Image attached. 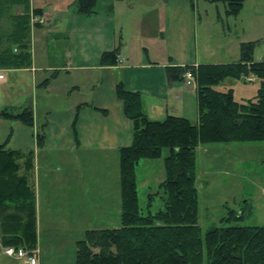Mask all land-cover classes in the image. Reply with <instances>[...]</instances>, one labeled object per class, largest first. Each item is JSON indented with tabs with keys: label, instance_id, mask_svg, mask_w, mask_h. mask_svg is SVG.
<instances>
[{
	"label": "trees",
	"instance_id": "obj_1",
	"mask_svg": "<svg viewBox=\"0 0 264 264\" xmlns=\"http://www.w3.org/2000/svg\"><path fill=\"white\" fill-rule=\"evenodd\" d=\"M100 0H76L78 13L94 14ZM227 5L225 15L237 17L244 0H216ZM21 10L15 14V9ZM111 4L107 11H111ZM30 0H0V67L30 68ZM39 24H34L37 27ZM255 42L240 43L238 60L230 64L169 66V82H182L191 72L196 82L197 122L184 117L167 116L162 121L148 119L137 92L115 86L124 116L132 123V142L118 151L121 198L120 227L85 231L76 242L75 264H264V226L211 227L202 236L198 225L196 149L199 146L232 143H264V60L254 61ZM118 48L101 55L100 66H116ZM253 77L258 87L254 96L237 101L234 91H218L226 81H244ZM250 83V82H249ZM0 119L33 127L30 107L14 115L3 109ZM43 129L35 134L42 148ZM9 138L0 145V214L3 247L36 249V199L31 176L32 151L6 149ZM163 151L164 180L158 192L148 196L147 214L138 206L136 167L143 160H159ZM162 194L163 209L151 213L156 195ZM228 212L222 220L243 219V212ZM250 213V210L247 211Z\"/></svg>",
	"mask_w": 264,
	"mask_h": 264
},
{
	"label": "crops",
	"instance_id": "obj_2",
	"mask_svg": "<svg viewBox=\"0 0 264 264\" xmlns=\"http://www.w3.org/2000/svg\"><path fill=\"white\" fill-rule=\"evenodd\" d=\"M34 1L30 0V8L42 10L45 24L33 27L31 31V67H0V70L29 76L26 83L32 93V103L26 102L27 105L17 113H13L9 107L4 109L17 115L30 107L32 128H36L37 132L43 129L44 145L38 148L35 140L33 147L9 149L7 147L12 136L6 149L33 152L31 183L34 190L35 186L39 189L40 179L48 178L50 163H61L65 182V186L58 190L61 197L57 198L59 200H47L60 205L59 209H63L66 203L79 219V226H86L93 219L91 204L87 206V201L76 197L77 191L67 186L76 172L75 164L84 157H99L105 162L112 157L114 163H118L119 149L130 146L132 142V123L124 116L122 103L115 96L116 84L122 82L127 91L141 95L144 111L152 121H162L167 116L186 119L194 116L196 120L192 123H196L195 92L189 90L184 81L169 82L165 68L230 64L237 62L238 57L230 61L211 62L208 60L218 57L215 52L206 54L208 57L199 53L195 40L198 23L194 13H190L188 0H162L161 3L154 0L150 2L151 6H140L137 10L132 4L123 6V0H111L102 12L94 11L90 16L78 13L74 0V6L66 13L67 22L61 19L60 11L52 15L46 7H35ZM109 4L112 6L110 12L107 11ZM14 13L20 14L21 10L17 8ZM156 24V31L151 34L149 28ZM63 42L67 46H64L66 50L62 51L59 59L60 43ZM116 48L119 50L118 64L100 66L101 55ZM6 83L7 78L1 85ZM225 88L234 89L232 85ZM82 91H88V94H82ZM4 122L22 125L16 121ZM16 128L20 129L19 126ZM149 161L144 164L149 171L154 172V167L160 168L154 164L157 160ZM116 178L114 187L104 186L100 203L105 218L110 217L113 204L114 213L120 220L119 167ZM199 179L198 175L196 180ZM53 191L54 188L46 189V196L54 194ZM35 199L36 249L32 252L38 256L37 264H41L38 248L40 197L37 189ZM236 211H240V208ZM2 218L0 214V227ZM2 235L0 228V240Z\"/></svg>",
	"mask_w": 264,
	"mask_h": 264
},
{
	"label": "rangeland",
	"instance_id": "obj_3",
	"mask_svg": "<svg viewBox=\"0 0 264 264\" xmlns=\"http://www.w3.org/2000/svg\"><path fill=\"white\" fill-rule=\"evenodd\" d=\"M110 1H98L93 11L102 12ZM123 1V6L132 4L135 10L140 6H151L154 2ZM73 2L74 0H35L34 5L46 7L52 15H57L60 11L61 19L67 22L66 13L74 6ZM155 2L161 3L162 0ZM188 6L198 23L195 34L197 50L204 57L214 52L218 55L208 61L224 62L236 59L239 43L247 42L256 43L254 61L264 60V0H244L243 8L235 18L226 17L227 5L216 0H188ZM156 27L157 24L150 26L151 34L156 31ZM64 46H67L65 42L60 43L59 59L66 48ZM37 51L36 47V54ZM71 52L75 53L72 50ZM0 73L8 79V83H0V111L9 107L13 113H17L27 105L26 102H31L32 93L26 83V77L29 79V76L20 72L10 73L7 70H0ZM230 85L234 87L235 99L240 102L252 98L258 87L257 81H226L218 86L217 90L226 91L225 87ZM82 94H88V91H82ZM193 117L188 116L187 119L195 122L196 118ZM36 132V128H26L0 120V145L13 136L7 148L33 147ZM166 154V151H163L162 158L154 161L156 166H160L159 169L154 167V172L146 169L144 165L150 162L149 160L141 161L136 168L138 206L142 215L147 214L148 196L157 193V185L164 180L162 159ZM112 159L110 157L105 162L99 157H84L75 164L76 172L67 186L75 189L76 197L86 200L87 206L91 204L93 219L87 222L86 226H79V219H76L75 212L69 210L66 203L63 209H59L60 205L57 203L54 205L48 202L47 199L60 198L58 190L65 186L63 165L50 163L48 178L40 179L39 189L35 186L40 197L38 248L41 264H75L76 242L83 238L85 230L117 229L121 226L118 216L114 213V205L112 204L110 217L105 218L100 203L104 186L114 187V180L118 177V163H114ZM198 175L200 179L196 180L195 186L198 192V225L202 236L211 227L264 226V143L200 146L196 150V177ZM48 188H54V194L46 196ZM161 196V193L155 196L151 207L152 214L163 209ZM238 208L244 214L243 219L222 222L229 217L228 212L239 213L236 212ZM248 210H251V215ZM4 248L0 245V264H25L23 260L5 256Z\"/></svg>",
	"mask_w": 264,
	"mask_h": 264
},
{
	"label": "built area",
	"instance_id": "obj_4",
	"mask_svg": "<svg viewBox=\"0 0 264 264\" xmlns=\"http://www.w3.org/2000/svg\"><path fill=\"white\" fill-rule=\"evenodd\" d=\"M30 23L33 28L34 24L43 25L44 18L42 16H33L30 15ZM119 62V60H118ZM5 78L2 73H0V83L4 82ZM183 81L185 86L190 89L191 91H196V82L193 74L191 72H186L183 75ZM247 82H254L253 77H249L246 79ZM3 254L7 257H13L19 260H23L25 264H37V255L35 252H28L23 248H14V247H5L3 250Z\"/></svg>",
	"mask_w": 264,
	"mask_h": 264
}]
</instances>
